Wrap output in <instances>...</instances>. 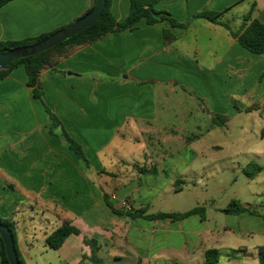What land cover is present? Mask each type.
<instances>
[{
	"label": "crops",
	"instance_id": "obj_1",
	"mask_svg": "<svg viewBox=\"0 0 264 264\" xmlns=\"http://www.w3.org/2000/svg\"><path fill=\"white\" fill-rule=\"evenodd\" d=\"M93 4L92 0H12L0 8V41L61 29ZM204 8L226 11L222 21L233 31L241 29L252 9V17L264 23V0H158V11L187 27L141 20L135 29L110 33L62 59L55 69L40 73L44 103L84 147L92 173L64 139L48 132L44 105L34 98L24 65L0 80V217L14 224L17 250L25 264H93L86 238L97 241L101 264H205L211 249L219 252L217 264H260L264 214L259 203H241L255 214L224 213V221L212 224L206 214L180 221L130 220L116 215L104 199L116 194L118 202L127 199V210L134 211L147 205L144 195L159 194L158 189H164L167 179L168 187L172 179L145 150L144 158L135 154L124 158L123 167L116 162L109 170L99 157L123 130H139L137 125L155 120L158 94L168 95V85L177 77L162 75L164 67L194 66L204 75L190 78L191 85L197 80L206 87L219 84L211 93L225 96L228 106L229 99L236 106L247 101L231 116L218 104L208 109L210 115L228 117L213 129L227 131L232 118L243 113L257 115L264 123V90L258 91L256 85L263 83L264 55L243 48L224 26L193 18ZM129 9L130 0H112L116 20H125ZM166 29L176 38L170 45L165 44ZM251 106L257 107L246 111ZM106 130L109 134L103 136ZM154 168L157 174L152 173ZM64 221L80 234L70 235L53 250L46 239Z\"/></svg>",
	"mask_w": 264,
	"mask_h": 264
},
{
	"label": "rangeland",
	"instance_id": "obj_2",
	"mask_svg": "<svg viewBox=\"0 0 264 264\" xmlns=\"http://www.w3.org/2000/svg\"><path fill=\"white\" fill-rule=\"evenodd\" d=\"M172 73L177 77L174 82L169 83L168 95L162 92L158 94L155 120L150 121V124L137 125L140 131L123 130L122 136L114 139L99 155L103 167L112 169L116 162L120 163L118 166L123 167L124 158H131L135 154L144 158L145 150L144 152L153 158L158 168L165 169L171 176L168 178H172L168 187L169 179L165 182L164 189H158L161 190L159 194L144 195L145 202L149 205L148 213L184 212L203 207L207 219L214 224L225 220L226 216L222 209L233 200H239L241 203H250L254 206L259 203L258 210L264 214V136L262 135L264 123L257 115L243 113L232 118L227 131L213 129L215 124L212 117L219 114L210 115L208 111L213 110L215 104L221 106L225 114L231 116L235 109L240 110L238 106L247 101L237 102L238 106H236L229 99L228 106L225 96L211 93L212 90L219 89V84L206 87L203 81L197 80L191 85L190 78L199 74L204 75V72H195V67L189 64L164 67L161 72L166 76ZM262 81L263 83H256L257 90H264V79L260 80ZM135 103L136 101L133 100L134 105ZM45 105L60 120L46 103ZM46 115L50 126L51 121L47 113ZM101 133L103 136H108L109 131ZM130 139H132L131 143ZM82 148L89 166L79 159L84 162L86 171L92 173L89 157L83 146ZM249 163L263 167V171L255 179H249L243 171V167ZM142 175L147 176V173L144 172ZM256 193L260 196H256ZM117 198L116 194L110 196L111 201L118 207H123L121 208L123 211H127L130 208L127 199L124 198L123 201L120 199L122 202H118Z\"/></svg>",
	"mask_w": 264,
	"mask_h": 264
},
{
	"label": "trees",
	"instance_id": "obj_3",
	"mask_svg": "<svg viewBox=\"0 0 264 264\" xmlns=\"http://www.w3.org/2000/svg\"><path fill=\"white\" fill-rule=\"evenodd\" d=\"M10 1L12 0H0V8ZM92 1L94 3L93 7L86 14L91 12L96 5L95 0ZM157 3L158 0H130V9L126 19L123 21H118L111 11L112 0H106L102 15L92 26L88 27L74 37L38 55L13 60L10 66H8L4 70H0V80H2L6 78L19 64L24 65L25 72L28 78L27 84L30 88H32L34 98L40 100L45 106V111L51 121V125L47 126L48 132L64 139L68 143L69 148L78 156V158L82 159L86 163V166H89V162L84 154L82 146L68 134L61 121L44 103V93L40 83V73L47 68L55 69V66L62 59L71 56L80 48L90 45L110 33L135 29L137 23L141 20H144L148 25H155L163 21H168L173 28L187 27L188 24L179 23L168 13L158 11L156 9ZM253 6H255V4H253ZM252 11H250L248 15L244 17V25L238 31H233L228 23L222 21V16L226 11L217 12L211 11L208 8H204L194 14L193 18H202L211 23L224 26L230 31L232 37L237 39V41L243 48L253 54L264 55V23H262L257 18H253ZM59 30L60 29L52 31L50 33L42 34L37 37L25 38L22 40L0 41V52L4 53L20 47L36 44ZM163 35L166 45H170L176 40L174 34L170 29L164 30ZM256 107L257 106L248 107L246 111H251ZM214 116V124L216 125L218 124V121H222L224 123L228 119V117L224 115ZM261 170V166L255 163H249L244 168V172L249 179H254L261 172ZM152 173L157 174V170L154 168L152 170ZM104 199L107 205L116 215L120 217H128L131 219L145 218L148 220H158L168 218L172 221H180L196 214L201 215L202 217L205 216V209L203 207H196L186 212L148 213L149 205H145L144 207L134 211H123L117 209L114 206V204L109 200L108 195H104ZM222 212L233 215H239L244 212H251L253 214L256 213V211L244 207L238 200H233L226 208L222 209ZM0 223L6 225L12 231L18 258L21 264H25L22 256L17 250L16 231L14 224L10 220L1 217ZM72 234H80V230L73 226L69 221H64V223L60 227H58L50 235H48L46 243L51 249L58 250L64 244L66 239ZM85 243L91 248L92 254L89 259L92 261V263L101 264L102 259L99 256V245L97 241L94 239L86 238ZM0 255L2 258V264H9L5 252V246L1 236ZM218 260V250L211 249L206 252L205 264H217ZM259 260L260 264H264V246L259 248Z\"/></svg>",
	"mask_w": 264,
	"mask_h": 264
},
{
	"label": "water",
	"instance_id": "obj_4",
	"mask_svg": "<svg viewBox=\"0 0 264 264\" xmlns=\"http://www.w3.org/2000/svg\"><path fill=\"white\" fill-rule=\"evenodd\" d=\"M95 2L96 5L91 12L77 19L65 28L60 29L46 39L30 46L20 47L4 53L0 52V70H4L10 66L13 60L38 55L92 26L102 15L106 0H95ZM0 236L5 246V252L9 264H21L16 251L13 233L10 228L2 223H0Z\"/></svg>",
	"mask_w": 264,
	"mask_h": 264
}]
</instances>
